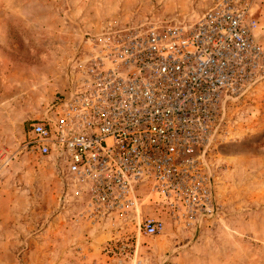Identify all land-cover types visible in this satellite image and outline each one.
<instances>
[{"label":"rangeland","instance_id":"1","mask_svg":"<svg viewBox=\"0 0 264 264\" xmlns=\"http://www.w3.org/2000/svg\"><path fill=\"white\" fill-rule=\"evenodd\" d=\"M220 1L0 0V264H264V74L228 107L212 147L217 213L199 225H175L158 206L142 209L167 219L157 236L93 224L53 158L29 144L107 30L192 24ZM253 7L264 47V0Z\"/></svg>","mask_w":264,"mask_h":264},{"label":"built area","instance_id":"2","mask_svg":"<svg viewBox=\"0 0 264 264\" xmlns=\"http://www.w3.org/2000/svg\"><path fill=\"white\" fill-rule=\"evenodd\" d=\"M254 2L221 0L192 24L109 29L74 63L66 92L28 138L93 224L137 225L153 237L167 219L144 216L145 206L185 226L217 213L212 147L229 105L264 74Z\"/></svg>","mask_w":264,"mask_h":264}]
</instances>
